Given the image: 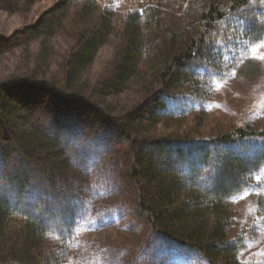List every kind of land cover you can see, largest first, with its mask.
<instances>
[{
    "label": "trees",
    "instance_id": "obj_1",
    "mask_svg": "<svg viewBox=\"0 0 264 264\" xmlns=\"http://www.w3.org/2000/svg\"><path fill=\"white\" fill-rule=\"evenodd\" d=\"M117 1L58 0L57 13L24 34L30 41L63 31L75 39L62 83L26 79L13 88L0 85V264H60L65 245L87 224L82 189L65 181L66 165L58 151L75 144L80 126L69 127L68 115L47 108L35 93L51 96L58 106L85 107L83 77L113 34ZM141 1L121 22L113 81L100 90L107 99L132 84L143 99L122 114L88 108L104 119L102 125H114L131 142L130 177L149 235L189 248L205 264H239L242 237L228 239L229 202L252 190L260 194V203L264 150L248 156L235 149L264 139V126L241 125L213 137L191 138L184 122L195 119L193 104L203 100L198 86H211L240 45L264 42V3L171 0L186 12L185 26L176 35L162 31L154 0ZM74 7L77 12H68ZM145 79H154L150 89L143 90Z\"/></svg>",
    "mask_w": 264,
    "mask_h": 264
},
{
    "label": "rangeland",
    "instance_id": "obj_2",
    "mask_svg": "<svg viewBox=\"0 0 264 264\" xmlns=\"http://www.w3.org/2000/svg\"><path fill=\"white\" fill-rule=\"evenodd\" d=\"M57 2L0 0V85L17 87L18 82L26 79L62 83L63 64L76 46L75 39L63 31L30 41L24 34L26 29L48 22L57 13ZM142 2L118 0L114 5L113 34L99 49L83 77V96L88 103L84 108L72 103L58 106L51 96L35 93L47 108H57L62 116L68 115L69 127L80 126L76 131L78 137L73 140L75 144L66 143L58 151L66 165L62 173L65 181L75 182L82 189L81 194L89 207L87 224L85 222L75 239L65 245L59 255L60 264H205L189 248L162 236L149 235L139 215L136 186L130 177L131 142L123 138L114 125H102L104 119L94 111L105 114V110L112 109L122 114L143 99L142 93L132 84L107 99L101 96L100 90L103 84L113 81L121 22L127 11L140 8ZM154 3L160 12L162 31L181 34L186 12L171 0H154ZM77 11V7L68 10L70 13ZM261 45L264 42L243 43L232 64L221 68L219 78L211 86L204 90L198 86L203 100L193 104L195 119L191 123L184 122L186 135L208 138L241 125L253 129L264 126V59L254 58L264 54ZM40 55L41 63L38 61ZM145 80L143 90L150 89L154 79ZM91 106L95 109L88 108ZM83 125V136H79ZM235 150L252 155L256 150H264V139L248 140ZM259 198L258 192L249 190L229 202L228 239L236 235L242 237L243 245L237 254L239 264H264V195L260 203Z\"/></svg>",
    "mask_w": 264,
    "mask_h": 264
},
{
    "label": "snow or ice",
    "instance_id": "obj_3",
    "mask_svg": "<svg viewBox=\"0 0 264 264\" xmlns=\"http://www.w3.org/2000/svg\"><path fill=\"white\" fill-rule=\"evenodd\" d=\"M261 3H264V0H261ZM241 23H243V22H241ZM261 46H264V45H261ZM255 51H256V49H253V52H255ZM254 58L264 59V54H261L260 56L254 57Z\"/></svg>",
    "mask_w": 264,
    "mask_h": 264
}]
</instances>
